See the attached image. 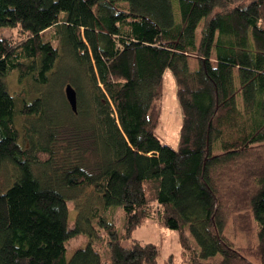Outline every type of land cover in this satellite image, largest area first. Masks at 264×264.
<instances>
[{
    "label": "trees",
    "instance_id": "obj_1",
    "mask_svg": "<svg viewBox=\"0 0 264 264\" xmlns=\"http://www.w3.org/2000/svg\"><path fill=\"white\" fill-rule=\"evenodd\" d=\"M0 28L19 32L0 35V264H160L159 245L120 244L150 219L177 232L178 264H264V0H0ZM168 69L177 149L156 135ZM83 189L123 210L121 233L99 222L109 261L90 244L67 259ZM229 222L258 244L235 247Z\"/></svg>",
    "mask_w": 264,
    "mask_h": 264
},
{
    "label": "rangeland",
    "instance_id": "obj_2",
    "mask_svg": "<svg viewBox=\"0 0 264 264\" xmlns=\"http://www.w3.org/2000/svg\"><path fill=\"white\" fill-rule=\"evenodd\" d=\"M48 34V33H47ZM0 35L5 37L16 38L19 36L18 30L8 28H0ZM8 90L12 93L22 91V85L18 81L16 73L8 78ZM58 103L61 100L57 99ZM58 103H56L58 105ZM161 119L160 125L156 130V135L162 144L169 145L173 149L178 148L180 131L183 123L182 111L176 95V83L172 72L168 69L164 73V96L161 103ZM56 119L66 123L68 117L64 113V106L59 104L56 108ZM81 124V123H80ZM216 154L221 153L219 144L216 146ZM10 168V167H9ZM11 175V176H10ZM12 171L8 168L0 173V192L4 191L11 183ZM93 190L83 189L70 192L71 198L68 199L70 223H79L81 232L78 238L71 240L68 244L67 259L70 260L77 249L85 248L92 245L97 248L101 260L109 261V252L107 248V235L103 231L99 222L103 217L113 222L122 232L123 227V210L121 207H106L99 200ZM96 197V198H95ZM227 237L234 243L237 248H253L258 244L257 225L253 226L250 233H244L234 229L231 222L228 223L226 229ZM135 243L141 245L154 243L160 246V264L165 262L169 257H173L175 263H181L182 248L179 243L178 234L175 230L160 227L157 220L150 219L145 225L136 229L130 239H121L120 244L123 247L130 248ZM221 255L208 260V264H219Z\"/></svg>",
    "mask_w": 264,
    "mask_h": 264
},
{
    "label": "water",
    "instance_id": "obj_3",
    "mask_svg": "<svg viewBox=\"0 0 264 264\" xmlns=\"http://www.w3.org/2000/svg\"><path fill=\"white\" fill-rule=\"evenodd\" d=\"M65 94L69 105L74 112L77 111V94L75 89L71 85H67L65 88Z\"/></svg>",
    "mask_w": 264,
    "mask_h": 264
}]
</instances>
